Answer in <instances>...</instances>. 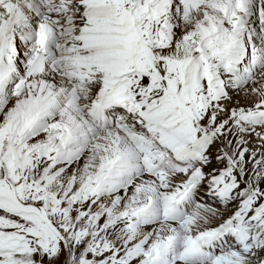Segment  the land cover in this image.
Returning a JSON list of instances; mask_svg holds the SVG:
<instances>
[{
	"label": "snow or ice",
	"instance_id": "1",
	"mask_svg": "<svg viewBox=\"0 0 264 264\" xmlns=\"http://www.w3.org/2000/svg\"><path fill=\"white\" fill-rule=\"evenodd\" d=\"M0 264H264V0H0Z\"/></svg>",
	"mask_w": 264,
	"mask_h": 264
}]
</instances>
